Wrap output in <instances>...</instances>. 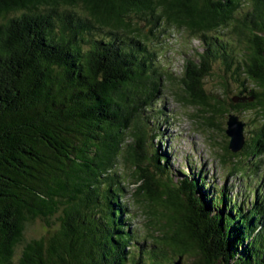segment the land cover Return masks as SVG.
<instances>
[{
	"label": "trees",
	"instance_id": "obj_1",
	"mask_svg": "<svg viewBox=\"0 0 264 264\" xmlns=\"http://www.w3.org/2000/svg\"><path fill=\"white\" fill-rule=\"evenodd\" d=\"M175 32L199 43L180 87L160 63ZM216 71L221 95L204 88ZM168 91L211 114L202 127L251 128L219 155L249 195L174 174L155 144ZM263 164L264 0H0V264H264Z\"/></svg>",
	"mask_w": 264,
	"mask_h": 264
},
{
	"label": "rangeland",
	"instance_id": "obj_2",
	"mask_svg": "<svg viewBox=\"0 0 264 264\" xmlns=\"http://www.w3.org/2000/svg\"><path fill=\"white\" fill-rule=\"evenodd\" d=\"M168 38L166 42L164 41V46H162L165 47V49L164 51L162 50L163 53H161V55H163V57L160 58V63L163 69L173 77L174 84L180 87V83L178 82H180L181 78H184L187 60L189 59L188 54L193 50V45L198 44V42L190 41L185 34L183 35L179 32L173 33L172 36ZM219 74L220 73L216 71L213 77L205 82L204 88L207 93L213 92L214 94L221 95L218 85ZM158 108L162 109L167 116L163 115L162 118L160 117L159 122L156 121L165 140L164 143L155 140V144L169 155V160H171L175 175L182 177L181 174L178 173L179 169L182 173L186 172L187 174L193 172V170L197 172L198 166V168H202L203 172L207 174V178L211 180L213 185L224 187L230 191L231 194L235 195L237 193L240 195L243 193L249 195V185L252 187L258 186L254 178H239L229 174L232 164H234L232 159L228 161L226 166L222 165V162L219 160V155L226 154L225 148L230 143V138L226 136L224 132V129L227 128L228 115L216 116L211 119L216 125L215 128H208L207 126L202 127L200 121L196 119V117L205 116V118H211V114H205L195 106L178 101L176 96L170 93V91L166 92L165 96L158 102L157 109ZM246 117H248V115H246ZM168 123L171 124V128L167 125ZM250 129L251 128L248 129L246 125V142L249 141L253 134L252 132L251 134L248 133ZM130 143H132V140H128L125 145ZM230 153L233 154L231 151ZM241 162L245 163L246 158L241 159L240 163ZM118 168L129 180V185H126L129 193H127L126 198L130 201L131 207H133L134 204L131 195L138 187V185H133L134 183L132 182L135 169L126 166L125 157L121 158ZM235 172L237 175L242 174L244 177L247 173L243 166H239ZM257 178V180H263L261 186H264V164L261 166ZM134 207L133 208L139 215V217L135 218L133 221L135 228L140 229L142 232L149 230V224L146 222L147 219L138 212L136 206ZM45 233L46 228L43 223L36 222L29 226L27 239H39L44 236Z\"/></svg>",
	"mask_w": 264,
	"mask_h": 264
},
{
	"label": "water",
	"instance_id": "obj_3",
	"mask_svg": "<svg viewBox=\"0 0 264 264\" xmlns=\"http://www.w3.org/2000/svg\"><path fill=\"white\" fill-rule=\"evenodd\" d=\"M246 123L236 115H230L227 122L226 134L230 138L229 148L234 154L240 153L246 146Z\"/></svg>",
	"mask_w": 264,
	"mask_h": 264
}]
</instances>
